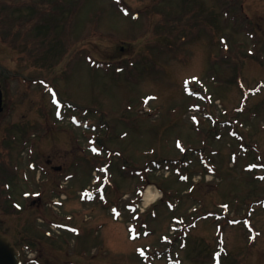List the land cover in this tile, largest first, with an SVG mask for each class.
<instances>
[{"label":"rangeland","instance_id":"obj_1","mask_svg":"<svg viewBox=\"0 0 264 264\" xmlns=\"http://www.w3.org/2000/svg\"><path fill=\"white\" fill-rule=\"evenodd\" d=\"M1 85L0 192L75 227L0 203L32 264H264V0H0Z\"/></svg>","mask_w":264,"mask_h":264},{"label":"flooded vegetation","instance_id":"obj_2","mask_svg":"<svg viewBox=\"0 0 264 264\" xmlns=\"http://www.w3.org/2000/svg\"><path fill=\"white\" fill-rule=\"evenodd\" d=\"M5 83H6V81H5ZM5 89H6V87H5ZM5 89L3 88V85H1L0 86V93H1V102H2V109L0 110V116H2V115H4V113H5V111H6V102H5ZM3 133V137H2V139H8V136H6L7 135V132L6 131H3L2 132ZM35 151V150H34ZM34 154V153H33ZM32 154V155H33ZM38 164V163H37ZM17 166H18V164H17ZM32 166H33V170L34 171H38L39 170V168H37V166L34 164V163H32ZM15 172H18V171H15ZM20 173V176L22 175V171L21 172H19ZM29 195H30V193H29ZM27 197V196H26ZM29 198V197H28ZM0 203L1 204H4V202L3 201H0ZM43 204V202H42V197H40V196H38V197H31V199H30V201H29V205H36L37 207H40L41 205ZM27 207H25V209H26ZM24 210V209H23ZM0 229L1 230H3L4 232H8L10 235H11V237L13 238V241H14V244H15V246L17 247V249L19 250V253H20V258H21V263L22 264H25V261H24V259L22 258L23 256H24V249L25 248H29V246L28 245H20V241H19V239L18 238H16L8 229L6 230V229H3L1 226H0ZM46 235L47 236H49V233L48 232H46ZM38 258H39V256H38Z\"/></svg>","mask_w":264,"mask_h":264},{"label":"trees","instance_id":"obj_3","mask_svg":"<svg viewBox=\"0 0 264 264\" xmlns=\"http://www.w3.org/2000/svg\"><path fill=\"white\" fill-rule=\"evenodd\" d=\"M32 5L34 4V2H32L31 3ZM21 5V4H20ZM11 6H12V4H11ZM31 11V10H30ZM35 14H36V12H34L32 15L33 16H31V17H29L28 19H26V20H20V21H18L17 23H16V25L18 26V27H20V28H25L26 29V31L28 32V33H32V32H34L38 27H40L44 22H45V14H43V12H42V14H40L39 12L37 13V15H36V17H35V20L33 21V24H32V22L30 21L31 20V18H33L34 16H35ZM8 13H7V11H6V15H5V19L6 20H8V18H10V17H8ZM35 27H37L35 30H34V28ZM47 32V30L46 29H44V28H42V33L44 34V33H46ZM68 33H70V28L68 27V24L66 23V25H65V29L63 28V36H65L64 38H67V36H68ZM29 38L31 39V41L33 40V38L35 39V45L37 46V41L40 39H37L36 37H34V36H29ZM69 41V40H68Z\"/></svg>","mask_w":264,"mask_h":264},{"label":"water","instance_id":"obj_4","mask_svg":"<svg viewBox=\"0 0 264 264\" xmlns=\"http://www.w3.org/2000/svg\"><path fill=\"white\" fill-rule=\"evenodd\" d=\"M0 264H18L17 252L8 236L0 231Z\"/></svg>","mask_w":264,"mask_h":264},{"label":"bare ground","instance_id":"obj_5","mask_svg":"<svg viewBox=\"0 0 264 264\" xmlns=\"http://www.w3.org/2000/svg\"><path fill=\"white\" fill-rule=\"evenodd\" d=\"M156 196H157V191L155 188L153 189V188H151V186L146 188L145 193H144L145 202H149V201L155 199Z\"/></svg>","mask_w":264,"mask_h":264},{"label":"snow or ice","instance_id":"obj_6","mask_svg":"<svg viewBox=\"0 0 264 264\" xmlns=\"http://www.w3.org/2000/svg\"><path fill=\"white\" fill-rule=\"evenodd\" d=\"M134 238V237H133Z\"/></svg>","mask_w":264,"mask_h":264}]
</instances>
